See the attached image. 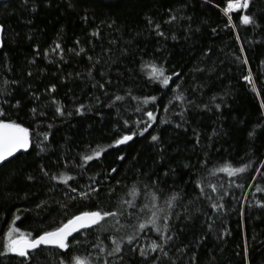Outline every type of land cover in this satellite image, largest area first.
<instances>
[{
  "label": "trees",
  "instance_id": "obj_1",
  "mask_svg": "<svg viewBox=\"0 0 264 264\" xmlns=\"http://www.w3.org/2000/svg\"><path fill=\"white\" fill-rule=\"evenodd\" d=\"M227 2L228 0H209L208 3H205V0H187L189 5L187 13L194 18L193 26L201 29L192 40H185L183 31H178V40L169 39L164 45L166 52H155V49L161 46L157 43V38L144 35L138 42V48L144 49L143 61L136 57L133 63L131 57H120L119 63L105 66L110 68V78L113 81L112 85L106 86L109 95L113 92L125 95V91L130 89L133 95L139 98L138 100L126 98L119 110L106 106L109 102L108 96L102 90L91 87V81L76 78L77 73L87 72L88 61L84 57H77L68 52L67 49L74 46L77 38L90 48L92 45L88 44V40L91 37L88 33L99 24L100 19L110 14L117 19L121 31L114 32L112 29L103 28V39L93 41L96 45V54H99L101 44L107 49L110 47L108 44L110 39L122 36L123 41L128 40L129 33L143 25V16L146 12L156 13L159 10L162 13L164 6L173 3V0H104L105 4H111L110 8L101 7L97 0H81L75 11L67 8L65 0H56L51 7L36 0L38 8L36 13H32L30 8L25 9L22 0L0 3V23L6 26L2 36L5 47L0 49V88L5 87L3 81H9L7 87L11 90V95L0 97V100L8 101L3 105L8 112V119L30 126L33 141L29 153L19 154V160L13 161L8 168H0V243L3 242L4 234L16 215L20 216V220L16 221L15 226L23 233L35 236L57 227L74 213L96 210L97 206L108 208L114 203V200L105 195H101L99 200L77 199L65 215L56 203H63L66 200L64 185H57L55 191H50L49 181L42 177L38 169L41 163L53 173L63 171L67 163L69 165L67 171L76 177L74 181H70L74 186L83 187L90 182L89 177L95 176L98 180L105 181L101 184L103 193H107L111 185L116 188L118 196L124 195L125 185L130 188L135 183L143 189L147 181L157 176L161 181L167 182L166 188L175 180L177 185L184 189L186 193L184 201L187 203L189 197L194 198L196 193L191 183H181V180L188 181V177L184 175L187 169H184L183 165L188 162L198 165V160H202L203 154L208 153L212 157L211 162L207 170L201 169L197 178L202 177L206 184L223 183L236 198L233 200L232 197H226L227 205L238 209L240 203L244 202V197H247L246 204H254L256 199L264 196V192H256L255 187L259 184L264 188V178L257 176L255 181L249 179L250 175H256L254 172L250 171L242 178L231 179L223 174H211L215 167L224 163H232L235 166L248 163L250 156L252 168L258 167L259 161L264 160V131L258 130L251 149L247 135L261 118L259 104L260 100L264 99V66L260 63L264 60V27L252 29L242 25L237 19L241 13L236 12L232 14V23L236 27L231 26L217 43L210 47L212 52L208 58L201 59L202 49L197 46L201 36L213 20L220 16ZM85 7L88 8L90 17L95 9H100L95 22L90 20L85 24L80 19ZM248 11L264 25V0H252ZM29 19L32 21L30 24L27 22ZM28 36L32 39L29 40ZM54 41L60 42L65 48L67 63L60 62L55 53H50L49 56L53 63H49V59L42 55L44 50L53 46ZM123 41L117 39L116 45L111 46L114 51L123 45ZM241 45L247 50L248 65L242 63V58L241 60L236 58L241 55ZM37 46L41 50L38 57L34 52ZM33 59L36 60L34 64L31 63ZM150 60L157 66L163 63L168 74L179 71L182 80L174 77V81L182 85L187 97L207 103L214 95H224L230 107L223 108L221 113L200 111L185 113L184 118L189 121V124L185 125L188 131H184L183 128L177 129L175 124L181 122L182 117L179 113L184 105L175 100V83H170L169 88L165 89L162 85L149 81ZM198 64L206 71L196 72L194 69ZM249 68L256 81V89L262 93L261 97H257L252 91V85L243 79L248 75ZM28 71H32L31 77L27 75ZM99 71H104V67H100ZM93 75L96 80H101L98 72H94ZM105 75L108 76L109 73L106 72ZM12 80L19 81V84L12 85L10 83ZM53 84L56 85V92L47 93L46 89ZM193 89H196L195 93ZM33 92L40 96L39 101L33 100L30 95ZM52 96L60 101L66 111L74 112V108L81 103L86 108L90 107L91 111H86L83 116L73 114L71 117H60L55 114L56 105L49 103ZM97 96L100 97L99 102L96 100ZM151 96L157 97L156 103L150 102L145 105L143 101ZM17 100L21 102L19 108L12 106ZM37 105L38 111L46 112L47 115L33 119L30 109ZM137 106L154 110L157 123L153 128L144 136L137 135L129 145L109 148L99 161L90 162L86 171L75 166L80 163L78 154L89 151L90 145L92 148L107 147L113 142L114 137L126 134L130 130L139 131L143 125H138L135 121L147 118L142 111H135ZM165 106L169 107L168 112L163 110ZM165 119L171 123H161ZM124 120L129 121L130 127H124ZM193 128L201 134V147L194 148ZM213 128L218 130L222 128L227 135L209 142L207 137ZM44 133L50 134L48 151L37 155L39 148L36 145L43 140ZM149 133L161 135L165 148L163 160H160L161 154L150 142ZM217 149L219 151H216ZM121 154L126 156L125 161L117 159ZM112 167L118 169V174H113L105 180ZM170 167L175 168L177 174L164 177L163 173ZM28 175H33L36 179L28 181L26 179ZM116 181L121 182L119 186ZM235 182L244 184L245 187L237 188ZM151 191L149 188L145 195H150ZM164 196L168 197L169 193L165 191ZM142 200L147 202L143 197ZM41 201H47L51 207L37 209L36 205ZM159 202L163 204L164 199ZM174 211L182 213L183 209L177 207ZM247 211L248 215L243 224L237 211L229 212L222 227L229 229L232 235L226 238V243L217 241L214 234L210 236L206 245L197 253L199 264H244L242 255L238 256L236 253L242 250L245 235L249 243L251 264L264 262L262 242L264 212L256 208ZM258 215L260 218H257ZM132 222L135 223V218ZM176 223L180 224V221ZM199 223L196 221L195 228L185 230L181 236L184 242L194 239L193 233L200 231ZM96 235L100 236L105 245L110 244L109 240L103 239L106 233H95L89 236L88 240L92 241ZM80 238L84 239L83 236ZM155 238V233L149 232L141 236L140 243L147 246ZM75 254L84 257L97 255L89 243L78 247ZM63 255L66 260H70L68 254ZM4 264H7V261ZM51 264H55V258H52ZM126 264L142 262L137 256H131L126 260ZM184 264H187V258Z\"/></svg>",
  "mask_w": 264,
  "mask_h": 264
},
{
  "label": "snow or ice",
  "instance_id": "obj_2",
  "mask_svg": "<svg viewBox=\"0 0 264 264\" xmlns=\"http://www.w3.org/2000/svg\"><path fill=\"white\" fill-rule=\"evenodd\" d=\"M39 2L47 3L51 7L55 4L56 0H39ZM65 2L68 9L75 11L81 3V0H65ZM208 2L209 0H205V3ZM97 3L101 7H111V4H105L104 0H97ZM251 4L252 0H228L223 12L228 17L229 25L233 28L236 27L232 23V13L239 12L241 15L237 19L242 25L252 29L264 27L248 11ZM22 5L25 9L30 8L32 13L38 11L36 0H22ZM188 7L187 0H173V3L164 6L162 13L159 10L156 13L146 12L143 16V25L132 30L129 33L128 40L123 41L122 36L110 39L108 41L110 47L105 49L103 44H101L100 53L96 54V45L93 41L103 39V28L112 29L114 32L121 31L117 19L110 14L106 15L88 33L91 37L88 40V44L92 45L90 48L85 46L77 38L74 41V46L67 49L68 52L73 53L77 57H84L88 61L87 72L77 73L76 78L91 81V87L102 90L108 96L109 102L106 104L107 107L119 110L126 98L130 97L131 99L138 100L139 98L134 96L130 89L125 91V95H121L118 92L108 94L106 86L112 85L113 81L110 78V68L105 66L119 63L120 57H131L133 58L131 61L133 63H135L136 57H139L143 61L144 49L138 48V42L144 35L157 38V43L161 46L157 47L155 52H166L167 49L164 45L169 39L172 41L178 40V31H183V38L185 40H192L197 33L201 32V29L198 26H193L194 18L187 13ZM99 11L100 9H95L90 17L88 15V8L85 7L80 19L85 24L89 23L90 20L95 22L97 20V12ZM27 22L30 24L32 21L29 19ZM5 31L6 26L0 23V37L4 35ZM211 31L214 35L218 34L216 28H212ZM62 33L63 29H61ZM28 39L31 40L32 37L28 36ZM117 39L123 41V45L114 51L111 46L116 45ZM237 40H239L238 35ZM4 47L5 42L0 38V49ZM133 49H136V51H133ZM246 51L243 45H241V55L236 57L238 60L242 58L244 65L249 64ZM34 52L37 57L41 55V50L38 46L34 49ZM201 52V59H206L209 57L212 49H202ZM50 53L57 54L60 62L67 63L65 60V48L60 42L54 41L53 46L50 49L44 50L42 55L44 58L49 59ZM153 59H155L154 56ZM35 62V59L31 61L33 64ZM53 62L52 59H49V63ZM148 63L151 68V74L149 76L150 82L162 85L167 89L170 83H175L174 77L182 80L179 71H172L168 74V70L163 66V63L159 66L151 60ZM260 63L264 66V60H261ZM100 67H104V71H99ZM194 70L201 73L206 71L199 64L195 66ZM129 71L132 70L129 69ZM94 72H98L101 80L98 81L95 79ZM106 72L109 73L108 76L105 75ZM27 75L31 77L33 75L32 71H28ZM243 79L252 85V91L255 92L256 96L261 97L262 93L255 87L256 81L252 77L250 68L248 75L244 76ZM10 83L12 85H18L19 81L12 80ZM3 84L5 87L0 88V97L11 95V90L7 87L9 81H3ZM29 88H31V85H29ZM56 90V85L53 84L46 89V92L51 94L55 93ZM195 91L196 89H193L194 93ZM184 92L185 90L182 88V85L175 83V100L180 101L184 105L179 113L182 117L181 122L175 124L177 129L183 128L184 131H188L185 125H188L189 121L184 118L185 113L192 111L221 113L223 108L230 107L224 95H214L205 103L203 100L198 101L196 98L187 97ZM30 95L33 100H40V96L36 93L33 92ZM96 100L99 102L100 97L97 96ZM156 101L157 97L151 96L150 98H146L143 103L145 105L150 102L155 104ZM6 103H8L7 100H0V168H8L13 161L20 159L18 154L29 153L33 147L30 126H24L22 123L17 122V120L8 119V112L3 107ZM49 103L56 105L54 111L60 117H71L73 114L83 116L86 114V111H91V108H86L83 103L76 106L74 112L66 111L65 107L54 96L50 98ZM171 103L172 101H170ZM20 104L21 102L17 100L12 106L19 108ZM38 108L39 105L30 109L33 119L47 115L46 112L38 111ZM259 109L261 118L256 122L255 127L247 132L250 149L256 141L258 130L264 131V99L260 100ZM163 110L168 112L169 107L165 106ZM135 111H142L143 115L147 118L146 120L137 119L135 121L136 124L143 125L139 131L130 130L126 134L114 137L113 142L107 147L97 146L96 148H92L90 145L89 151L78 154L80 163L75 166L86 171L90 162L93 160L99 161L109 148H120L122 145H129L137 135L144 136L157 123V116L154 114V110L142 109L137 106ZM161 123L169 124L171 122L165 119ZM124 127H130L128 120H124ZM192 133L195 141L194 148L201 147L200 132L196 128H193ZM49 135V133H44L43 140L37 143L36 147L39 148L37 155L48 151ZM149 135L150 142L161 154L160 160H163L165 148L161 135L151 133ZM222 135H227L222 128L219 130L213 128L207 139L209 142H212L214 138ZM216 151H219V149ZM117 159L119 161H125L126 156L121 154L117 156ZM211 159L212 157L208 153H204L203 159L198 160V165L192 164L191 162L183 165L184 169H187L184 175L188 177V181L181 180V183H191L193 191L196 193L194 198L189 197L187 203L184 201L186 195L184 189L180 188L175 180L172 181L171 186L166 188L165 185L167 182L161 181L157 176L147 181L143 189L135 183L130 188L125 185L124 195L118 196L116 195V188L111 185L108 187V192L103 193L101 184L105 181L98 180L95 176L89 177L90 182L83 187L79 185L74 186L70 181H74L76 177L67 171L69 167L67 163L64 165V170L57 173L51 172L41 163L38 165V169L42 177L49 181L50 191H55L57 185H64L66 200L63 203H56L64 211L65 215H67L69 208L74 206V202L77 199L99 200L101 195H105L110 200H114V203L108 208H100L97 206L96 210H82L74 213L65 221H62L57 227L42 231L35 236L31 233H23L19 227L15 226L16 221L20 220V216L16 215L11 221L7 232L4 234L3 242L0 243V264H4L5 261H7V264H51L52 258H55V264H126V260L131 256H137L142 264H184L185 258H187V264H199L197 253L200 248L206 245L210 236L214 234L217 241L226 243V238L232 235L229 229L222 227L224 218L230 211L238 212L242 224L248 215V209L256 208L264 212V196L256 199L254 204H246L247 197H244V202L240 203L237 209L225 203L226 197H232L233 200L236 198L223 183L206 184L202 177L198 179L197 175L200 174L201 169L207 170ZM250 171L256 174L249 176V179L252 181H255L257 176L264 178V160L259 161L258 167L252 168L250 156L248 163H242L239 166H235L232 163H224L222 166L215 167L211 171V174H223L231 179L242 178ZM113 174H118L116 167H112L108 171L105 180L112 177ZM176 174V169L171 167L163 173L164 177L175 176ZM26 179L28 181H34L36 177L28 175ZM120 183V181H116L117 186ZM235 187L244 188L245 185L235 182ZM255 187L256 192H264V188H261L259 184ZM149 188L152 190L151 194L146 196L145 194L148 193ZM165 191L169 193L168 197L164 196ZM142 197L147 202H144ZM161 199H164L163 204L159 202ZM36 207L37 209H44L51 207V205L47 201H41ZM177 207L182 208L183 212H175L174 209ZM17 212H19V209H17ZM133 218H135V223L132 222ZM257 218H260L259 215ZM176 221H180V224H177ZM196 221L200 222V231L193 233L194 239L192 241L184 242L181 239L182 234L186 229L195 228ZM149 232L155 233L156 238L149 245L144 246L140 243L141 236ZM95 233H106L107 235H104L103 239L109 240L110 244L105 245L99 235L94 236V239L89 241L88 237L93 236ZM81 236L84 237L83 240H81ZM85 243H89L96 251L97 255L95 257H84L75 254L78 247ZM63 254H68L70 260H66ZM236 255H242L244 264H251L249 243L246 235L242 250L237 252ZM261 264H264V262H261Z\"/></svg>",
  "mask_w": 264,
  "mask_h": 264
},
{
  "label": "rangeland",
  "instance_id": "obj_3",
  "mask_svg": "<svg viewBox=\"0 0 264 264\" xmlns=\"http://www.w3.org/2000/svg\"><path fill=\"white\" fill-rule=\"evenodd\" d=\"M212 28H216L218 34L214 35L211 31ZM229 28H231V25H229L227 17L220 12V16L213 20L205 33L201 36L199 42L197 43V46L200 49L213 47L217 43L221 35L224 32L228 31Z\"/></svg>",
  "mask_w": 264,
  "mask_h": 264
},
{
  "label": "water",
  "instance_id": "obj_4",
  "mask_svg": "<svg viewBox=\"0 0 264 264\" xmlns=\"http://www.w3.org/2000/svg\"><path fill=\"white\" fill-rule=\"evenodd\" d=\"M7 1H10V0H0V3L7 2ZM0 38H2V37H0ZM20 154H22V153H20Z\"/></svg>",
  "mask_w": 264,
  "mask_h": 264
},
{
  "label": "built area",
  "instance_id": "obj_5",
  "mask_svg": "<svg viewBox=\"0 0 264 264\" xmlns=\"http://www.w3.org/2000/svg\"><path fill=\"white\" fill-rule=\"evenodd\" d=\"M221 13H222V14L225 16V14H224V12H223V11H221ZM233 13H235V12H233ZM233 13H232V14H233ZM226 17H227V16H226ZM227 19H228V17H227Z\"/></svg>",
  "mask_w": 264,
  "mask_h": 264
}]
</instances>
